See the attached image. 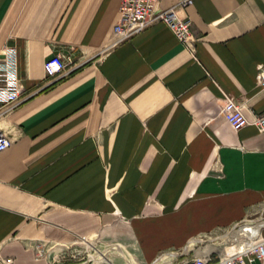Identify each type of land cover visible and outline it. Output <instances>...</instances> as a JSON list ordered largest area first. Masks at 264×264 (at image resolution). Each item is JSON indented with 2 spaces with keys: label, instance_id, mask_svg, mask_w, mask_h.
Returning <instances> with one entry per match:
<instances>
[{
  "label": "crops",
  "instance_id": "obj_1",
  "mask_svg": "<svg viewBox=\"0 0 264 264\" xmlns=\"http://www.w3.org/2000/svg\"><path fill=\"white\" fill-rule=\"evenodd\" d=\"M121 2L0 0V56L14 47L23 87L0 98L2 264L75 260L83 236L99 241L74 264H184L164 250L264 216V130L222 109L229 93L264 110V0H191V46L158 21L107 48ZM57 52L81 65L51 78Z\"/></svg>",
  "mask_w": 264,
  "mask_h": 264
},
{
  "label": "built area",
  "instance_id": "obj_2",
  "mask_svg": "<svg viewBox=\"0 0 264 264\" xmlns=\"http://www.w3.org/2000/svg\"><path fill=\"white\" fill-rule=\"evenodd\" d=\"M158 2L159 0H122L119 20L114 26L116 38L108 44L107 48L133 37L158 21H164L179 40L191 46L192 20L189 16L179 13V9L184 8L191 0H179L176 4L165 8L159 7ZM2 52L0 56V98L5 99L8 106L12 107L21 101L23 87L17 72L14 47L7 46ZM80 65L81 62L74 60L71 55L60 52L49 55L44 62L48 76L54 79L69 75ZM258 75L260 79H263L262 74ZM222 109L226 119L235 129L238 130L247 124H255L259 130H264V110L249 117L243 110V104L229 93L225 95ZM11 141L10 136L0 125V151L7 148ZM256 224V222L246 221L232 227L231 232L234 239L231 243H226L222 248L214 247L204 252H196L187 257L184 264H264V234L261 227L257 232L252 231V226ZM233 231H240L241 236H234ZM89 253L88 251L87 254Z\"/></svg>",
  "mask_w": 264,
  "mask_h": 264
},
{
  "label": "rangeland",
  "instance_id": "obj_3",
  "mask_svg": "<svg viewBox=\"0 0 264 264\" xmlns=\"http://www.w3.org/2000/svg\"><path fill=\"white\" fill-rule=\"evenodd\" d=\"M263 220H264V216H262V217H248V218L242 217V218H239L237 220H234L233 222H231L229 224L219 225L216 232H206V233L196 234L194 236V238L191 239L190 242L188 243L187 248H186V246L181 247V248L171 247V248H167L166 250H164V252L175 251V252H180L182 254H186V256L190 257L191 255H193L192 254L193 252H204V251L209 250V249L214 248V247L222 248L224 245H226V243L227 244L231 243L232 239H234L232 237V232H231L232 227L237 226L241 223L243 224L246 221H248V222L250 221L251 223H254V222L261 223ZM261 229H262V233L264 234V225L261 226ZM97 241H99V240L95 239V238H87V239L77 240L76 242L70 244L69 248H71V250L73 248V251H71V253H77L78 249H80V251L83 253H87L88 251L94 252V249L89 248V247L92 243L96 245ZM73 257L74 256L72 254L67 255L66 257L60 258V260L58 262H56L55 264L81 263L83 260L86 259V258L83 259L82 257L79 258V256H77V258L75 260H72ZM66 258H69L71 260L65 261L64 259H66ZM93 258H95V257H93ZM89 261H91V259H89L88 262ZM0 264H2V263L0 262Z\"/></svg>",
  "mask_w": 264,
  "mask_h": 264
},
{
  "label": "bare ground",
  "instance_id": "obj_4",
  "mask_svg": "<svg viewBox=\"0 0 264 264\" xmlns=\"http://www.w3.org/2000/svg\"><path fill=\"white\" fill-rule=\"evenodd\" d=\"M262 225H264V220L261 223H257L256 225L252 226V231L257 232ZM233 235L234 236H241L240 231H233ZM104 257L105 256H101V258H104Z\"/></svg>",
  "mask_w": 264,
  "mask_h": 264
},
{
  "label": "water",
  "instance_id": "obj_5",
  "mask_svg": "<svg viewBox=\"0 0 264 264\" xmlns=\"http://www.w3.org/2000/svg\"><path fill=\"white\" fill-rule=\"evenodd\" d=\"M98 256H99L98 254H92L91 258H92V257L97 258ZM88 260H89V259H86L84 263L88 262ZM82 264H83V263H82Z\"/></svg>",
  "mask_w": 264,
  "mask_h": 264
}]
</instances>
